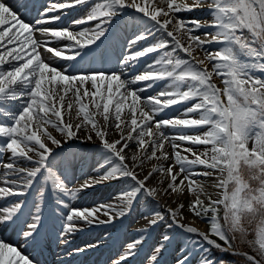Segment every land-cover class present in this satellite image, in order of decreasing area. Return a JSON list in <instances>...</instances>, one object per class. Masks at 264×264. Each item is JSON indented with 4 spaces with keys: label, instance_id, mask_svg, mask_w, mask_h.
I'll return each mask as SVG.
<instances>
[{
    "label": "snow or ice",
    "instance_id": "1",
    "mask_svg": "<svg viewBox=\"0 0 264 264\" xmlns=\"http://www.w3.org/2000/svg\"><path fill=\"white\" fill-rule=\"evenodd\" d=\"M33 9L0 0V227L15 226L0 264H35L29 249L53 242L95 249L76 235L138 209L111 264H134L154 232L148 264L169 249L172 264H264V0Z\"/></svg>",
    "mask_w": 264,
    "mask_h": 264
},
{
    "label": "bare ground",
    "instance_id": "2",
    "mask_svg": "<svg viewBox=\"0 0 264 264\" xmlns=\"http://www.w3.org/2000/svg\"><path fill=\"white\" fill-rule=\"evenodd\" d=\"M35 12L31 11L29 18L31 16H35ZM115 59V56H113V60ZM94 67H100V64H94ZM92 163V161H89L88 164H85L84 167L87 169L89 165ZM117 186L113 185L111 187H97L96 189H89L86 193L80 196L79 203L80 204H87V203H94V202H100V201H106L110 198L111 194L114 192L115 188ZM8 202L7 200H0V204ZM139 210V209H138ZM119 225L120 227L118 228V242L117 244L124 246V242H129L132 238V236L135 233V230L139 229L140 227H129V220L128 218L123 221V223L116 222L115 225ZM105 227L106 229L104 231H100L98 234V228H92L90 230H87L83 233L77 234V238L80 240H86L88 239L89 235H92V237L96 236L97 239H102L106 236V233L111 231L113 228V225H107V226H101ZM199 227H201L199 225ZM112 228V229H111ZM96 234V235H95ZM98 234V235H97ZM6 237V236H5ZM155 240V236H153V239H150L147 241L145 245V249L142 253L148 252L151 249V246ZM77 241L75 240L74 244ZM54 246V252H56V257L54 260H52L46 253H40V250H37V248L34 250L33 254H30L32 258L35 261V264H60L61 261L63 260H71L72 264H109L106 259H102L101 261H98L97 256H91L92 259L89 260L85 257V252L84 253H75L72 256H68V254H64L60 251L61 245H58L53 242ZM102 249V248H101ZM101 249H96V251H99ZM88 252V251H86ZM146 254V253H144Z\"/></svg>",
    "mask_w": 264,
    "mask_h": 264
},
{
    "label": "rangeland",
    "instance_id": "3",
    "mask_svg": "<svg viewBox=\"0 0 264 264\" xmlns=\"http://www.w3.org/2000/svg\"><path fill=\"white\" fill-rule=\"evenodd\" d=\"M35 2H37L36 3V11L40 8V5L41 4H43V3H46V0H37V1H35ZM73 11H76V13L73 15H71V17H70V19L71 18H79V16H81V15H83V10H82V8H75V9H72V10H67V12H68V14H71ZM183 15H186V16H196V17H202V16H204V13L203 12H200V11H196V12H194V13H186V14H183ZM88 151H92V149H89ZM78 170H79V166H78ZM81 195V194H80ZM100 202H103V201H100ZM9 202H5V203H1L0 204V207H2V206H7V204H8ZM96 203H99V202H96ZM91 204H93V203H87V204H81V205H83V206H90ZM142 211H145V209H139V210H137V212H135L136 214H139L140 212H142ZM133 218V215H131L129 218H128V220L130 221L131 219ZM134 225L131 223L130 225H129V227L128 228H131V227H133ZM201 226V228H203L204 227V225H200ZM14 225L13 226H9V227H7V228H3V227H0V237H3V238H5L4 236H2L1 235V230H6V229H8L9 228V237H12L13 239H15V232H14ZM120 226L117 224V225H115V226H113L111 229V231H109V232H107L106 233V236L104 237V238H102V239H97L96 238V236H94V237H92V235H89L88 236V239H86V240H80V242H78V238H77V235H76V237H75V240L77 241L74 245H73V247H75V246H83V244H84V242H91V243H98L99 244V247H97V248H95V249H90V250H88V252H86V254H85V257L87 258V259H89V260H91L92 259V257L91 256H97L99 259H98V261H101L102 259H106V261L109 263V264H111V259L110 258H112V257H114L115 256V254L118 252V251H123V246H121V245H119V244H115L113 241H114V238H115V236H116V234H118L116 231H115V229H118ZM98 228V234H99V232L100 231H104L106 228L105 227H97ZM87 231V230H86ZM164 231V229H159L158 230V232H163ZM97 234V235H98ZM96 235V234H95ZM153 236H155V240H154V242H153V244H152V246L154 245V243L156 242V236H157V233H153ZM117 238H118V235H117ZM129 242H131V240L129 241ZM127 243V241L126 242H124V245ZM151 246V247H152ZM62 249H63V251H62V253H64V254H67L68 253V251H70L71 249H67L66 250V246H62L61 247ZM102 248V249H101ZM96 249H101V250H99V251H96ZM171 252H172V250L171 249H169L167 252H165L164 253V257H163V259H164V264H172V255H171ZM144 253H146V254H144ZM144 253H140V255L136 258V260H135V262H134V264H148V262H147V260L145 259V257L147 256V255H150L151 254V249L148 251V252H144ZM52 257H53V254H52Z\"/></svg>",
    "mask_w": 264,
    "mask_h": 264
}]
</instances>
